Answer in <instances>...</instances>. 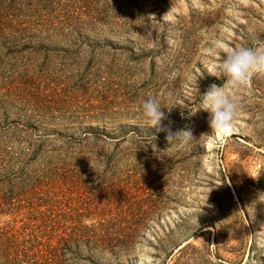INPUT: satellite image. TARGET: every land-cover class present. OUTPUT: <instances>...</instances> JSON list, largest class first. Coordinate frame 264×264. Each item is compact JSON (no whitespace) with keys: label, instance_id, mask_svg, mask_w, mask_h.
I'll list each match as a JSON object with an SVG mask.
<instances>
[{"label":"rangeland","instance_id":"rangeland-1","mask_svg":"<svg viewBox=\"0 0 264 264\" xmlns=\"http://www.w3.org/2000/svg\"><path fill=\"white\" fill-rule=\"evenodd\" d=\"M217 46L264 49V0H0V226L87 230L98 264H264V78L218 138ZM150 95L193 141L146 126Z\"/></svg>","mask_w":264,"mask_h":264},{"label":"clouds","instance_id":"clouds-1","mask_svg":"<svg viewBox=\"0 0 264 264\" xmlns=\"http://www.w3.org/2000/svg\"><path fill=\"white\" fill-rule=\"evenodd\" d=\"M217 48L224 52L222 63L214 67L226 78V87L211 84L202 94V105L198 109L210 112L209 125L218 138H226L236 130L235 120L237 117L239 101L232 90L246 85L253 76L264 78V49L252 46H241L232 50L224 51L220 46ZM216 76L215 72L209 71ZM217 77V76H216ZM161 101L155 96H148L141 104L144 117L147 118L146 126L156 127L158 131H165V140L168 145H187L195 138L191 131H175L162 127V122L167 118L162 108ZM192 114L195 111L191 112ZM148 145V144H145ZM258 179L259 175L252 176ZM192 211H195L193 209Z\"/></svg>","mask_w":264,"mask_h":264},{"label":"trees","instance_id":"trees-1","mask_svg":"<svg viewBox=\"0 0 264 264\" xmlns=\"http://www.w3.org/2000/svg\"><path fill=\"white\" fill-rule=\"evenodd\" d=\"M89 238V231L73 227L0 226V264H98L96 252L103 246Z\"/></svg>","mask_w":264,"mask_h":264}]
</instances>
